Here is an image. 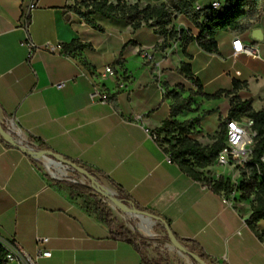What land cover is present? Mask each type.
Here are the masks:
<instances>
[{"label": "crops", "instance_id": "obj_1", "mask_svg": "<svg viewBox=\"0 0 264 264\" xmlns=\"http://www.w3.org/2000/svg\"><path fill=\"white\" fill-rule=\"evenodd\" d=\"M125 1L139 7L170 5L168 0ZM203 1L198 2L208 6ZM22 2L0 0V114L15 115L44 147L111 179L131 202L165 221L174 235L192 241L218 264H264V220L256 224L261 238L246 224L253 197L217 194L193 180L168 160L151 135L169 117L173 100L168 93L187 97L195 89L178 70L186 61L203 92L229 90L233 80L245 81L246 87L235 95L251 99L253 109L264 111V10L240 33L218 32L217 51L206 52L195 41L183 47L179 39L159 47L164 37L145 24L134 30L130 18L96 13L92 18L103 28L99 30L76 14L74 0H39L31 12L30 39L36 46L61 48H35L29 55L19 24ZM170 27L197 34L185 14L176 15ZM255 27L262 30L263 40L250 37ZM235 36L256 46L258 56H234ZM72 41L86 46L66 54L64 47ZM143 51L151 54L150 61L142 57ZM108 65L122 75L124 86L103 75ZM59 81L65 85L54 87ZM93 85L108 93V101L90 95ZM191 101L194 110L175 119H196L192 137L210 146L228 115L230 100L195 95ZM205 171L213 179L228 175L215 165ZM230 180L239 183L240 177ZM83 195L71 192L68 184L50 182L44 170L0 138L1 240H15L30 254L38 247L49 250L50 256L39 258L38 264H179L149 241L137 237V249L113 237L84 207ZM119 227L114 225L112 231ZM42 237L48 241L40 243Z\"/></svg>", "mask_w": 264, "mask_h": 264}, {"label": "trees", "instance_id": "obj_2", "mask_svg": "<svg viewBox=\"0 0 264 264\" xmlns=\"http://www.w3.org/2000/svg\"><path fill=\"white\" fill-rule=\"evenodd\" d=\"M198 1L172 0L170 5L160 3L153 5L146 4L144 7H139L138 3L128 4L125 0H116L115 2L109 0H78L76 2L74 0V10L85 23L99 30L103 28L92 18V15L96 13L105 18H130L134 30L142 24L154 27V32L164 37V41L159 47H165L168 40L179 39L182 41L183 47L187 43L195 41L202 50L216 52V34L220 31L242 32L244 30L243 22L249 19L251 15H254L253 8L257 4V0H226L229 4L226 8L212 9L210 6H205L201 10H196L194 4ZM178 14H185L191 19L197 29L195 36L182 29L176 30L170 27L173 19ZM83 46L86 45L72 41L64 47V50L70 54L72 51ZM186 57L190 59L188 54H186ZM178 70L192 82L195 89L189 90L187 97H182L179 92L175 91L168 93L173 100L169 117L162 122L158 130L154 131L157 133L155 140L169 154L170 160L178 165L184 173L193 180L207 186L213 192L225 196L238 192L239 198L242 200H248L250 197H253L251 201V213L246 219V224L261 238L262 233L256 229V224L258 221L264 220V111L253 109L251 99L242 100L239 96L235 95L238 89L246 87L245 81L233 80L231 89L219 90L213 94H208L202 91V85L193 76L191 64L188 61L182 62ZM179 89L183 92L182 86ZM195 95H199L207 100L217 99L224 95L230 100L228 115L220 123L216 135L211 137L214 139V142L210 146H203L192 137V135L196 134L194 129V123L197 122L196 119L185 120L183 122L175 119L183 111L190 112L194 110L191 107V97ZM240 118L251 119V128L255 132L250 158L239 171L240 181L239 183H233L229 176L226 178L222 175L213 179L209 176V171H205V169L215 165L218 152L223 147L226 121L229 119L238 120ZM67 160L83 168L86 173L93 175L98 180H106L118 192L122 202L130 203L134 208L151 213L131 202L124 191L108 177L97 173L88 165L81 164L75 160ZM48 180L55 184L59 183V181L50 177H48ZM69 188L71 192H88L89 190L87 187L74 184H69ZM94 198L92 203H85L84 207L110 228L113 237L120 238L139 249L137 236L127 227L120 226L117 230L112 231L114 218L112 217L111 209L98 197ZM162 229L165 231V236L167 237L165 227H162ZM174 236L182 245L199 255L207 264H218L192 241L181 239L176 235ZM6 253V249L0 244V264L7 263L4 260ZM144 260L146 261V259ZM146 262L149 264L148 261Z\"/></svg>", "mask_w": 264, "mask_h": 264}, {"label": "built area", "instance_id": "obj_3", "mask_svg": "<svg viewBox=\"0 0 264 264\" xmlns=\"http://www.w3.org/2000/svg\"><path fill=\"white\" fill-rule=\"evenodd\" d=\"M38 1L39 0H23L19 19V24L26 33V41L29 46V55H31L32 51L35 48H42L51 52H55L56 50L61 48L59 44L49 43L42 47L36 46L30 39L29 25L31 12L37 7ZM208 6H210L212 9H221L228 7L229 4L226 0H211ZM194 8L196 10H201L204 8V6L200 2H196L194 4ZM231 46L234 56L239 53H246L254 57L258 56L256 46L246 45L242 41L240 36H235L232 39ZM141 54L142 57L148 61H150L152 58L149 52L143 51ZM103 75L113 80L116 85L120 87L124 86L122 75L113 66H105ZM64 85L65 81H59L53 84V86L56 88H61ZM90 95L98 99L99 101H108V93L99 85H93ZM251 125L252 120L249 118H240L238 120L229 119L226 121L224 144L218 152L215 166L221 168L222 171H226V173L228 174L227 176H229L230 178L236 173L239 174L240 169L245 166V163L250 158L253 138L255 136V132L252 130ZM0 128L3 130L4 134L3 136H1L0 134V138L6 145L12 147L21 146L24 149L23 153L28 156L40 169L44 168L48 170L43 162V159L52 160V156L46 154L43 157H38L37 155L49 149L42 145V141H40V139L32 137L30 133L20 125L15 115L0 114ZM151 135L153 139L157 138L156 132H153ZM56 154L60 159L64 158L62 155L58 153ZM167 158L168 160H170L169 154H167ZM60 166L69 171V174L71 176L69 180L65 181H76L73 178V172L77 173L76 171L66 165ZM77 174L82 177L81 183L84 185V187L93 188L87 178L79 173ZM51 176L59 182L61 180H64L53 176L52 172ZM116 196L119 198V195L117 193ZM153 225L159 228L163 227L162 223L158 221L152 224L151 227H153ZM46 241H48L47 237H42L39 239L40 243H44ZM0 244L7 251L4 260L6 262H12L13 264H38L39 258L48 257L51 254L49 250L43 249L41 247H38L33 254H30L26 250H24L15 240L12 242H6L0 239Z\"/></svg>", "mask_w": 264, "mask_h": 264}, {"label": "rangeland", "instance_id": "obj_4", "mask_svg": "<svg viewBox=\"0 0 264 264\" xmlns=\"http://www.w3.org/2000/svg\"><path fill=\"white\" fill-rule=\"evenodd\" d=\"M211 0H204L203 2L208 5L210 3ZM76 2H78V0H76ZM168 2L171 4L172 0H168ZM264 10V0H257V4L256 6L253 8V13L254 15H251L249 19L245 20L243 22V27L248 28L250 25L253 24V21L257 18L258 15L261 14V12ZM252 14V12H251ZM44 162V161H43ZM57 163V162H56ZM45 166L51 170L52 175H54L53 173L58 172V168H55L53 165L48 167L46 165V163L44 162ZM59 164V163H58ZM42 170L45 171V173L47 174L48 177L54 179L51 174L48 173V171L44 168H42ZM67 171V170H66ZM239 176V174H234L233 177L235 179V177ZM66 179L61 180L59 183H63V184H74V185H80V186H84L81 183V176L78 175L77 173L73 172V178L76 181H65V180H69L71 178L69 171H67V176H65ZM55 180V179H54ZM102 181V183L106 186L105 189H111L113 191H115L117 194L118 192L115 190V188H113L111 185L107 184L105 181H103V179H100ZM88 192H85V195H83V199L85 203H92L94 201V197H98L100 200H102L103 202H105L107 204V206L111 209L112 211V217L114 218V225L116 226H125L127 227L130 231H132L133 234H135L140 240H145V241H149L151 243V245H154V249L164 253L165 255H167L168 257H170V259L174 262H177L179 264H197L195 261L191 260L190 258H188L187 256H183L181 255L178 250H176L170 243L169 240L166 238L165 236V232L162 228H159L155 225H153V229L155 232H153L152 235H146L144 234L139 225L142 222L140 217L137 216H132L129 215L119 209H116L112 204H110L107 199L103 198L100 194H98L95 189L93 188H88ZM95 194L97 196H95ZM94 195V196H93ZM124 203V202H123ZM126 205L127 208L129 209H133L134 207L130 204V203H124ZM152 224V223H151ZM151 227V225H150ZM140 229V230H139ZM142 243V242H141Z\"/></svg>", "mask_w": 264, "mask_h": 264}, {"label": "water", "instance_id": "obj_5", "mask_svg": "<svg viewBox=\"0 0 264 264\" xmlns=\"http://www.w3.org/2000/svg\"><path fill=\"white\" fill-rule=\"evenodd\" d=\"M250 37L253 40L256 41H261L263 40V34H262V30L259 27H255L251 30L250 33ZM0 134L1 136H3V130L0 128ZM16 148L20 149L22 152H24V149L21 146H15ZM49 154L52 156V161L54 162H58L60 165H66L71 167L74 171H76L77 173L81 174L82 176H84L85 178H87L90 183L91 186L97 191L98 194H100L103 198L107 199V201L112 204L116 209H119L129 215L132 216H143L145 218H148L152 224H154L156 221L161 222L163 227H165L166 230V234H167V239L169 240V243L176 249L178 250V252L183 255V256H187L188 258H190L191 260L195 261L197 264H207L205 261H203L199 255H197L196 253L192 252L191 250H189L187 247H185L184 245H182L174 236V234L172 233L171 229L169 228L168 224L163 221L162 219H160L159 217H157L156 215L152 214V213H148L145 211H141L137 208H133V209H129L126 207V205L122 202V200L120 198H118L116 196V192L113 191L112 193H108L105 192L104 189L106 188V186L100 181L98 180L96 177H94L91 174H88L84 171L83 168L74 165L73 163H71L69 160H67L66 158H59L57 156L56 153H54L51 150H45L42 153L38 154V157H43L44 155ZM49 174H51V170H47ZM151 224V226H152ZM151 231L155 232L154 229L152 227H150ZM140 230V229H139Z\"/></svg>", "mask_w": 264, "mask_h": 264}, {"label": "bare ground", "instance_id": "obj_6", "mask_svg": "<svg viewBox=\"0 0 264 264\" xmlns=\"http://www.w3.org/2000/svg\"><path fill=\"white\" fill-rule=\"evenodd\" d=\"M43 161L46 163L48 167L54 166L55 168H58V172L53 173L55 177L60 179H66L65 176H67V171L65 168L60 166L58 163L50 160V159H43ZM105 192L112 193L113 191L111 189H104ZM141 219V223L139 225L141 231L146 235H152L153 232L150 229L151 221L148 218H145L143 216L138 215Z\"/></svg>", "mask_w": 264, "mask_h": 264}]
</instances>
